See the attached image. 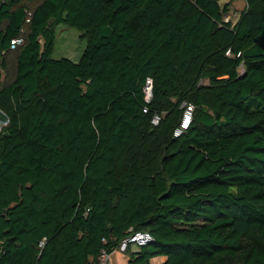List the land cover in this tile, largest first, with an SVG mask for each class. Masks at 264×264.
<instances>
[{
    "label": "trees",
    "instance_id": "trees-1",
    "mask_svg": "<svg viewBox=\"0 0 264 264\" xmlns=\"http://www.w3.org/2000/svg\"><path fill=\"white\" fill-rule=\"evenodd\" d=\"M245 1L234 22L221 0H0V264H103L138 231L128 264H264V0ZM61 24L78 61L53 57Z\"/></svg>",
    "mask_w": 264,
    "mask_h": 264
},
{
    "label": "rangeland",
    "instance_id": "rangeland-1",
    "mask_svg": "<svg viewBox=\"0 0 264 264\" xmlns=\"http://www.w3.org/2000/svg\"><path fill=\"white\" fill-rule=\"evenodd\" d=\"M221 3L224 5L226 3L230 4V10L225 15L228 20L236 22L241 14V12L246 7L245 0H221ZM30 7L34 6V3H29L26 1ZM82 32L78 29L69 27L67 25L61 24L56 28V46L53 53V57L56 59L62 57H68L74 61H78L84 53L87 42L86 39H83ZM12 62V60H11ZM15 63L10 64L9 67V76L12 77L15 72ZM7 123L6 116L4 113L0 112V130Z\"/></svg>",
    "mask_w": 264,
    "mask_h": 264
},
{
    "label": "built area",
    "instance_id": "built-area-1",
    "mask_svg": "<svg viewBox=\"0 0 264 264\" xmlns=\"http://www.w3.org/2000/svg\"><path fill=\"white\" fill-rule=\"evenodd\" d=\"M32 16V12H28V18L27 22L30 21V17ZM24 36H18L15 39L11 41V49H15L17 46L21 45L24 42ZM228 54H230V51H228ZM149 86L147 88L149 95H151V89H152V81L149 80ZM193 105H188L181 125L175 130V135L179 136L183 133V131L189 127L193 120ZM159 117H156L154 122L158 123ZM153 240V236L150 232L147 231H138L134 232L133 234L127 236L124 238L118 247V250L121 252L126 253L129 249H135L140 250L141 247L151 243ZM44 242L41 243L43 245ZM100 260L103 264H111V253L107 252L106 250H103L100 255Z\"/></svg>",
    "mask_w": 264,
    "mask_h": 264
},
{
    "label": "crops",
    "instance_id": "crops-1",
    "mask_svg": "<svg viewBox=\"0 0 264 264\" xmlns=\"http://www.w3.org/2000/svg\"><path fill=\"white\" fill-rule=\"evenodd\" d=\"M11 59H12V62L10 61V64H14V63L16 64V59L13 58L12 55H11ZM133 251H136V250L133 249ZM165 260H166L165 256H159L153 259V263L159 264ZM128 262H129V255L127 253L121 252L118 249L111 253V264H128Z\"/></svg>",
    "mask_w": 264,
    "mask_h": 264
}]
</instances>
